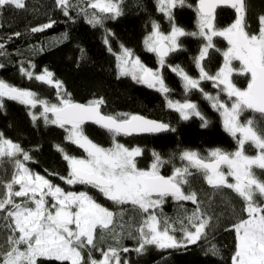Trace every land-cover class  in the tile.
Wrapping results in <instances>:
<instances>
[{"label": "snow or ice", "instance_id": "6c2138e0", "mask_svg": "<svg viewBox=\"0 0 264 264\" xmlns=\"http://www.w3.org/2000/svg\"><path fill=\"white\" fill-rule=\"evenodd\" d=\"M123 2L87 0V8L80 11L89 24L102 25L104 19H116L123 14ZM185 3L186 0H156L157 10L168 18L171 31L164 34L153 20L152 32L144 40L147 50L156 53L158 63L164 66L170 53L184 50L183 44L178 42L180 37L203 38L199 54L194 57L199 70L198 78L190 76L179 65L171 67V71L183 81V102L168 99L173 89L165 84L159 70L146 67L138 58H132V51L123 45L122 55L117 56L119 75H131L136 82L156 88L165 96L167 106L177 111L182 120L197 117L202 121L201 127H207L209 121L198 105L187 99L192 90H199L210 101L211 107L220 113L223 128L235 140L236 148L231 152L214 148L207 156L195 150H183L179 159L186 163L179 167L173 164L171 175L165 176L161 174V168L172 163L171 158L166 160L153 151L149 167L140 168L136 158L143 154V150L138 146L129 148L116 137L176 131L170 124L130 113L103 114V98L81 104L74 102L70 94H63L59 104H49L39 99L35 92L0 79V109L4 107L5 97L32 108L41 105L43 111L40 115L46 125L71 126L65 128L69 133L66 139L83 149L86 157L71 156L57 145L69 169L67 176L59 178L67 185L90 186L113 205L120 206L119 211L110 210L87 191H67L46 176L31 171L24 163L32 160L30 154L19 143L0 133V169L8 165L13 169L10 180L0 176V232L6 234L5 240L0 243V264H47L52 261L58 264H129L127 259H122V252L135 251L144 255L147 246L166 250L196 244L206 236L205 230L211 218L200 207L197 193L191 190V179L195 174L202 175L214 189H231L243 201L241 211L247 213V218L239 217L231 226L236 233L232 264H264V178L256 173V169L264 171V126L255 116L260 114L261 120H264V15L258 17V32L251 33L246 24V0H198L195 8L197 30L188 32L176 25L172 14L177 4L183 6ZM56 5L65 16L69 15L70 8L75 7L71 0H56ZM222 5L234 9L236 18L229 26L218 28L215 24L216 11ZM6 6L25 9L26 0H0V13ZM88 9L96 11L89 15ZM50 27L51 22L31 31H43ZM214 37H223L227 41V49L217 48ZM105 43L109 41L105 39ZM3 47L0 44V49ZM210 49L221 52L223 56V65L214 75L202 63L209 57ZM109 51L112 49L109 48ZM233 61H238L240 67L235 68ZM20 72L29 78L33 76L24 67L20 68ZM233 73L250 75L246 88L241 89L234 83ZM52 77L53 74L45 69L44 74L36 75L35 79L52 84ZM204 80L212 81L214 88L227 95L228 102L221 100L219 94L213 96L204 91L200 87V82ZM55 85L60 95L62 84L57 80ZM248 111L254 115L242 120ZM49 112L53 119H49ZM29 115L33 122L38 119L33 113ZM86 121L106 130L112 137V146L105 148L93 142L84 133L82 126ZM247 145L255 149V155L248 153ZM229 177L234 182H229ZM185 186H188L187 192L184 191ZM165 197L191 201L196 205L191 215L185 216L187 224L177 221L181 224L179 229L174 227L176 222H170L169 218L154 211L165 202ZM16 198H20L19 202ZM124 205H131L141 216L134 228L138 233L135 237L138 246L134 249L122 244L124 238H133V224L131 218L125 219ZM126 230L127 237L124 236ZM177 231L179 236L175 234ZM106 236H110L115 245L101 252L102 259H96L93 253L100 250L97 240ZM211 249L215 254L214 244Z\"/></svg>", "mask_w": 264, "mask_h": 264}, {"label": "trees", "instance_id": "16d2710c", "mask_svg": "<svg viewBox=\"0 0 264 264\" xmlns=\"http://www.w3.org/2000/svg\"><path fill=\"white\" fill-rule=\"evenodd\" d=\"M197 1L186 0L183 6L177 4L172 9L176 25L188 32L197 30L195 11ZM71 3L75 7L69 9L68 16L57 7L56 0H26L25 9L6 6L2 10L0 44L4 47L0 49L2 53L0 79L12 86L35 92L39 99L46 100L49 104H59L63 94H70L74 102L81 104H86L94 98H103L105 101L101 107L103 114L130 113L170 124L176 131L116 137L129 148L138 146L143 150V154L136 158L140 168L149 167L153 151L160 153L166 160L171 158L172 163L161 168V174L165 176L171 175L173 164L179 167L186 163L179 159V154L183 150H195L207 156L209 150L214 148L229 152L236 148L235 140L223 128L220 113L211 107L210 101L206 100L199 90H192L187 99L198 105L199 110L209 121L207 127H201L202 121L197 117L182 120L177 111L167 106L165 96L156 88L138 83L127 75H119L117 55L123 45L146 67L159 70L165 84L173 89L168 99L183 102L185 99L183 81L171 71V67L179 65L190 76L198 78L199 70L195 66L194 57L199 54V49L204 43L203 38L180 37L178 42L183 44L184 50L170 53L165 58V65L161 66L156 53L148 51L144 43L145 37L152 32L153 20L159 24L160 31L164 34L171 31L168 18L157 10L156 0H124L121 16L116 19L106 18L102 25L97 26L89 24L84 13L80 11L81 8H87V0H71ZM246 3L247 30L256 33L259 29L258 17L264 15V1L246 0ZM95 11L88 9L89 15ZM235 18L234 9H218L216 27H227ZM50 22L52 23L50 28L38 32L31 31L34 27L38 28ZM16 33L20 35L17 36ZM64 34H67L66 39ZM105 39L109 41L108 44L105 43ZM213 40L217 48L227 49L228 44L223 37H214ZM109 48L112 51H109ZM202 63L206 70L214 75L223 64V56L221 52L210 49L209 57ZM233 65L235 68L240 67L238 61H233ZM21 67L32 72V78L22 75ZM45 69L53 74L52 84L35 79V76L43 74ZM232 79L243 89L247 87L250 76L233 73ZM57 80L62 84L60 95L54 86ZM200 87L213 96L219 94L221 100L228 102L227 95L220 92L219 88H214L212 81H201ZM3 104L4 107L0 109V133L14 143H19L30 154L32 160L24 162L26 167L46 176L67 191H87L95 196L98 203L110 210L119 211L120 206L113 205L96 189L80 184L67 185L59 178L67 176L69 169L62 153L57 150V145L63 147L71 156L86 157L83 149L66 139L69 133L65 128H70V125H66L65 128L51 123L46 125L40 115L43 111L41 105L32 108L6 97L3 98ZM29 113L35 114L38 119L33 122ZM47 115L49 119L54 118L50 112ZM253 115L248 111L241 119L246 120ZM255 116L264 126L260 114ZM82 127L93 142L105 148L112 146V137L100 126L83 124ZM246 148L249 154L255 155V149L251 145H247ZM18 158L23 159L22 156ZM12 171V167L8 165L0 169V176L4 180H10ZM49 173L58 175L50 176ZM256 173L264 178V171L256 169ZM16 187L18 189V186ZM190 187L197 193L200 207L211 218L205 230L206 236L196 244L179 249L158 250L154 246H147L144 255H138L135 251L122 252V259H127L129 264H232L236 234L231 226L239 217L247 218V213L241 211L243 201L231 189H214L199 174L192 177ZM184 191H188V186H185ZM16 199L19 202L20 198ZM122 207L125 210V219L131 218L133 224V238H124L122 244L134 249L138 246V240L135 238L138 233L134 228L141 216L131 205ZM195 208L196 205L191 201H176L171 197H165V202L154 211L169 218L170 222H176L174 227L179 229L181 224L177 221L182 220L187 224L185 216L191 215ZM175 234L180 235L178 231ZM124 236L127 237V230ZM5 238L6 234L0 232V243H3ZM97 244L100 250L94 251L93 255L96 259H101V252L107 250L110 245H115V242L110 236H106L103 240L98 239ZM213 244L216 246L215 254L211 249ZM47 264L58 262L52 261Z\"/></svg>", "mask_w": 264, "mask_h": 264}, {"label": "water", "instance_id": "95a60500", "mask_svg": "<svg viewBox=\"0 0 264 264\" xmlns=\"http://www.w3.org/2000/svg\"><path fill=\"white\" fill-rule=\"evenodd\" d=\"M263 1H264V0H263ZM197 4H198V1H197ZM222 8H231V7H228V6H226V5H222V6L218 7L217 10H218V9H222ZM84 124H95V123H93V122H91V121H86ZM165 132H167V131H165ZM161 133H163V132H161ZM148 134H149V133H139V134L134 133V134H132V135H128V136H126V137H130V136H140V135H148ZM154 134H160V133H154ZM123 136H125V135H123Z\"/></svg>", "mask_w": 264, "mask_h": 264}, {"label": "rangeland", "instance_id": "374dc122", "mask_svg": "<svg viewBox=\"0 0 264 264\" xmlns=\"http://www.w3.org/2000/svg\"><path fill=\"white\" fill-rule=\"evenodd\" d=\"M119 55H122V50H121V52L117 55V56H119ZM132 58H135V57H132ZM158 58V57H157ZM117 63H118V61H117ZM239 63V62H238ZM223 65V64H222ZM221 65V66H222ZM44 74V73H43ZM43 74H41V75H43ZM127 76H129L131 79H132V77H131V75H127ZM250 76V75H249ZM135 81V80H134ZM46 83V82H45ZM54 86H56V85H54ZM222 87H223V85H221ZM43 107V106H42ZM225 171H226V169H225ZM230 179V180H229ZM229 182H234L233 180H232V178L231 177H229ZM46 199H48V200H51V198L50 197H46ZM236 234V233H235ZM102 259V258H101Z\"/></svg>", "mask_w": 264, "mask_h": 264}]
</instances>
